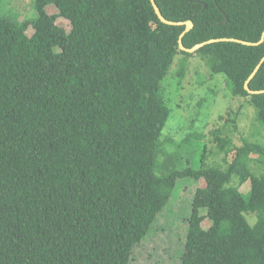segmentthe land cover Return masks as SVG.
Instances as JSON below:
<instances>
[{
    "label": "trees",
    "instance_id": "16d2710c",
    "mask_svg": "<svg viewBox=\"0 0 264 264\" xmlns=\"http://www.w3.org/2000/svg\"><path fill=\"white\" fill-rule=\"evenodd\" d=\"M154 1L168 21L194 24L186 48L227 40L181 51L186 27L163 23L150 0H35L32 20L0 16V264H130L175 191L202 179L181 264H264V143L237 145L226 125L208 143L198 131L162 140V82L179 53L180 75L199 57L264 128V93L245 89L264 42L230 41L261 40L264 0ZM249 88L264 91V63ZM165 143L174 169L158 176Z\"/></svg>",
    "mask_w": 264,
    "mask_h": 264
},
{
    "label": "rangeland",
    "instance_id": "374dc122",
    "mask_svg": "<svg viewBox=\"0 0 264 264\" xmlns=\"http://www.w3.org/2000/svg\"><path fill=\"white\" fill-rule=\"evenodd\" d=\"M49 14H57L53 5L47 9ZM0 16L19 23L29 21L37 16L35 0H0ZM58 25L71 30L69 22L58 20ZM34 34L32 27L27 35ZM59 51V49H57ZM185 54L179 53L168 75L162 82V93L167 105L172 109L170 119L165 127L163 144L167 137L182 140L191 132L203 133L212 139L210 132L213 126H229L237 145L247 139L252 142L264 143V128L256 120V109L250 99L233 97L226 86L225 76L213 75L199 57L184 62V75H180ZM236 129L234 130V127ZM210 148L214 145L210 144ZM214 150L216 151L215 147ZM175 148L165 143L161 157L158 159L156 174L166 176L174 169ZM190 155L185 153L182 163ZM234 153L229 155V161ZM257 158V155H252ZM223 154L215 157L222 163ZM194 159V157H193ZM195 163V161H194ZM199 164V160L195 165ZM205 181H186L174 193L172 200L157 218L149 236L135 249L130 264H181L182 251L188 229V218L191 215V203L195 191L204 188ZM251 190L248 181L241 187L243 193ZM207 212L202 211L206 216ZM203 228L209 229L212 221L206 219Z\"/></svg>",
    "mask_w": 264,
    "mask_h": 264
},
{
    "label": "water",
    "instance_id": "95a60500",
    "mask_svg": "<svg viewBox=\"0 0 264 264\" xmlns=\"http://www.w3.org/2000/svg\"><path fill=\"white\" fill-rule=\"evenodd\" d=\"M150 1L152 2V5H153V7H154V9L156 11L157 16L159 17V19L163 23L168 24V25H173V26H185L186 27L185 31L181 34L180 39H179V45H180V50L181 51L187 52V53H194L198 49L202 48L205 45L212 44V43L219 42V41H226L227 40V39H215V40L213 39V40L198 44V45H196L195 47H193L191 49L186 48L184 46V44H183V38L188 32H190L194 28V24L191 21H187V22H171V21H168L161 14V12H160L158 6L156 5L155 1L154 0H150ZM230 41L241 42V43L246 44V45H259V44L264 42V33L262 34V38H261V40L258 43H246V42H242V41L235 40V39H231ZM263 63H264V58L261 60L259 65L256 67L255 71L253 72V74L250 76V78L248 79V81L245 84V89L247 91H249L250 94H263L264 93V91H251L250 88H249L250 81L255 77V75L260 70L261 66L263 65Z\"/></svg>",
    "mask_w": 264,
    "mask_h": 264
}]
</instances>
